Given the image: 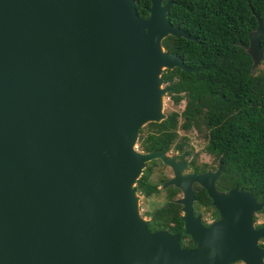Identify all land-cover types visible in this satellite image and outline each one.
<instances>
[{
	"label": "water",
	"instance_id": "water-1",
	"mask_svg": "<svg viewBox=\"0 0 264 264\" xmlns=\"http://www.w3.org/2000/svg\"><path fill=\"white\" fill-rule=\"evenodd\" d=\"M167 5L150 0L142 18L134 0H0V264H261L253 213L264 202L237 185L217 190L220 160L182 174L163 150L135 147L139 129L165 117L162 71H197L161 43L195 39ZM255 17L253 65L264 56ZM153 159L172 170L162 186L182 193L192 247L139 214L135 181ZM194 182L218 220L194 215Z\"/></svg>",
	"mask_w": 264,
	"mask_h": 264
},
{
	"label": "trees",
	"instance_id": "trees-1",
	"mask_svg": "<svg viewBox=\"0 0 264 264\" xmlns=\"http://www.w3.org/2000/svg\"><path fill=\"white\" fill-rule=\"evenodd\" d=\"M134 1L138 15L145 18L148 0ZM255 15L264 22V7L193 6L188 14L181 2L169 6L167 19L195 39L167 34L161 43L197 71L178 67L162 71L167 95L174 104L183 99V108L170 110L161 121L141 127L137 144L143 152L161 150L172 144L177 128L202 132L205 151L221 163L217 188L227 190L237 185L252 193L257 202H264V66L254 70L244 49L247 32L256 24ZM259 43L264 47V36ZM152 163L154 160L146 163L136 180L137 190L145 196L159 192L157 184L149 181ZM164 190L169 193L172 187ZM195 197L200 204L210 206L202 187ZM179 215L180 205L169 196L150 213L148 228L167 227L170 233H179L180 240L186 238Z\"/></svg>",
	"mask_w": 264,
	"mask_h": 264
},
{
	"label": "rangeland",
	"instance_id": "rangeland-1",
	"mask_svg": "<svg viewBox=\"0 0 264 264\" xmlns=\"http://www.w3.org/2000/svg\"><path fill=\"white\" fill-rule=\"evenodd\" d=\"M263 66H264V60L261 58L256 64L253 65V68L254 70H258V69H261ZM162 87H165L164 83L162 84ZM183 104H184L183 99L178 104H174L170 100L167 93L163 95V113L164 114H166L170 110H176L179 112L183 108ZM175 143L183 144V149H185L188 152V153L183 154V156L186 157V159L193 157L194 160L203 161V163L205 164L207 163L208 167L212 168L216 166L215 169L217 168V165H218L217 160L215 159L211 160L212 155L207 153L204 149L206 140L202 132H199L195 129L184 131L181 128H177V136L172 142V144H170L169 146L172 147V145H174ZM135 147L137 150L141 151L137 143H135ZM175 150L176 148L172 149L171 153L172 154L175 153ZM165 154L166 153L164 152V156L166 158H169ZM153 160H154V163L151 164V172L149 175V181L157 184L159 192L155 194H151L150 196H145L143 193L137 190L136 186H134L135 194L139 196V200H138L139 214L146 221H149L151 219L150 213L154 210V208H156L157 206L163 205L164 199L166 198V191L164 190L166 189V187H163L162 185L165 181H167L170 178V176L169 177L166 176L168 175L167 173H169V170L167 168L168 165L164 164L163 162H160L161 160L160 161H158L157 159H153ZM181 163H183L186 166L185 162H181ZM144 165L146 166V163ZM215 169L214 170L207 169V170L213 172L215 171ZM135 185H136V181H135ZM181 195H182L181 191L179 192V190H175V192L173 193V197L174 196L176 197L174 201L177 198L181 197ZM179 205L181 207V204ZM180 213H181V210H180ZM205 215L207 218H209L207 211L205 212ZM253 217L256 219L257 222L264 223V210L263 209L256 210L253 213ZM256 221L254 220V224H256ZM165 228L167 227H163L159 229H165ZM230 264H245V263L241 260L240 261L236 260L234 262H231Z\"/></svg>",
	"mask_w": 264,
	"mask_h": 264
},
{
	"label": "flooded vegetation",
	"instance_id": "flooded-vegetation-1",
	"mask_svg": "<svg viewBox=\"0 0 264 264\" xmlns=\"http://www.w3.org/2000/svg\"><path fill=\"white\" fill-rule=\"evenodd\" d=\"M177 1L181 2L185 5L186 10L188 11V14L190 13L191 7H193V6H199V7H206L207 8L209 6L229 5V6H240L243 8H252V7H254V4H257L259 6L261 5L262 7H264V0H160V6H164L165 4H168L167 5V9H168L170 5L177 3ZM149 5H150V0H148V6ZM166 12H167V10H166ZM255 19H256V17H255ZM255 26H256V24H255ZM255 26L253 28H251L249 31L254 29ZM249 31L247 32V36H248ZM262 36H264V33L260 36V38ZM260 38H259V41H260ZM245 48H246V46H244V49ZM262 48H264V47H262ZM182 145H183L182 143H175L174 145H172V147L169 146V147H167V149L166 148L161 149V150H164V152L166 153L165 155L169 158H172V160L174 162H176V163L185 162L186 166L183 165L184 168L181 172L182 174H187L190 172L200 173V172H205L207 169H211V170L215 169L216 166L212 167V168L208 167L207 163L205 164V163H203V161L194 160L193 157L186 159V157L183 156V154L186 152V150L183 149ZM173 147L176 148V150H175V153L172 154L171 152H172V149H174ZM156 151H158V150H156ZM213 159H214V157L212 156L211 160H213ZM157 160L160 161V159H157ZM217 162H218V160H217ZM145 167L146 166L144 165V169H145ZM194 167H196V169H194ZM167 168L169 170V173H167L168 175H166V176H168V177L173 176L171 168L168 166H167ZM191 186H192L193 194H194V200L192 203L194 215L199 216L200 222L203 225H207L208 221H210V220H212V221L218 220L217 210L211 204H210V206L200 204L199 201L195 197V193L198 190V187H202V186H200L197 182L192 183ZM168 187H172V190H170L169 193H166V199H168V197L170 196V200L175 202L174 199L176 197L175 196L173 197L171 191H173V189H176V190H179V192H180V189L178 187L173 186V185H169L166 188H168ZM157 188H158V186H157ZM216 188H217V186H216ZM217 190H219V189L217 188ZM209 203H210V201H209ZM206 211L208 213L209 218H207L205 215ZM254 220L256 221L255 218H254ZM263 226H264L263 222H257L256 221L254 228L255 229H262V228H264ZM182 227H183V225H182ZM179 242L182 245H187L188 247H192L195 244L189 235H187L186 238H182L180 240V234H179ZM189 243L191 244L190 246H189ZM256 244H257L258 248L264 249V232L262 233V235H259L257 237ZM237 261H240V260H237ZM261 263L264 264V255L261 257Z\"/></svg>",
	"mask_w": 264,
	"mask_h": 264
}]
</instances>
